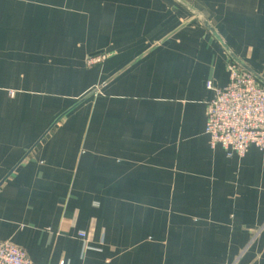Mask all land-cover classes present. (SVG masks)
<instances>
[{
	"label": "crops",
	"instance_id": "0c3cea01",
	"mask_svg": "<svg viewBox=\"0 0 264 264\" xmlns=\"http://www.w3.org/2000/svg\"><path fill=\"white\" fill-rule=\"evenodd\" d=\"M230 62L264 83V0H0V241L35 264H264V152L205 134Z\"/></svg>",
	"mask_w": 264,
	"mask_h": 264
},
{
	"label": "built area",
	"instance_id": "2783aa9c",
	"mask_svg": "<svg viewBox=\"0 0 264 264\" xmlns=\"http://www.w3.org/2000/svg\"><path fill=\"white\" fill-rule=\"evenodd\" d=\"M105 55L89 57L87 67L102 64ZM229 82L218 87L206 83L211 98L206 102L205 134L212 149L221 147L229 158H243L254 147L264 152V86L254 74L230 62ZM79 237L86 239L85 233ZM0 264H35L27 252L10 241H0Z\"/></svg>",
	"mask_w": 264,
	"mask_h": 264
},
{
	"label": "water",
	"instance_id": "95a60500",
	"mask_svg": "<svg viewBox=\"0 0 264 264\" xmlns=\"http://www.w3.org/2000/svg\"><path fill=\"white\" fill-rule=\"evenodd\" d=\"M243 68H245V67H243ZM246 69V68H245ZM246 70H248V69H246ZM249 71V70H248ZM250 72V71H249ZM252 74H254L253 72H251ZM255 75V74H254ZM255 77L257 78V80L264 86V83H262L261 81H260V79L255 75Z\"/></svg>",
	"mask_w": 264,
	"mask_h": 264
}]
</instances>
